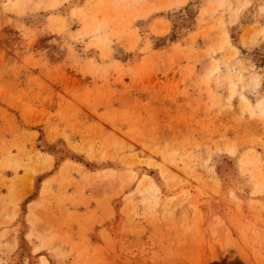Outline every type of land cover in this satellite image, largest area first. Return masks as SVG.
I'll return each mask as SVG.
<instances>
[{
    "label": "rangeland",
    "instance_id": "obj_1",
    "mask_svg": "<svg viewBox=\"0 0 264 264\" xmlns=\"http://www.w3.org/2000/svg\"><path fill=\"white\" fill-rule=\"evenodd\" d=\"M0 0V264H264V0Z\"/></svg>",
    "mask_w": 264,
    "mask_h": 264
},
{
    "label": "bare ground",
    "instance_id": "obj_2",
    "mask_svg": "<svg viewBox=\"0 0 264 264\" xmlns=\"http://www.w3.org/2000/svg\"><path fill=\"white\" fill-rule=\"evenodd\" d=\"M28 2L31 4L32 0H28ZM15 3L16 2L13 3V2H11V1L8 0L6 5H8L10 7H13L15 5Z\"/></svg>",
    "mask_w": 264,
    "mask_h": 264
}]
</instances>
